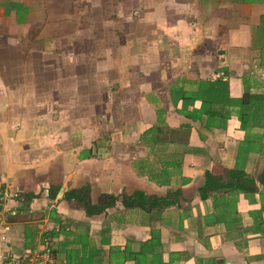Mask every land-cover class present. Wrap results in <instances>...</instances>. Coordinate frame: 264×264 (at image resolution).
Returning a JSON list of instances; mask_svg holds the SVG:
<instances>
[{
  "label": "crops",
  "instance_id": "obj_1",
  "mask_svg": "<svg viewBox=\"0 0 264 264\" xmlns=\"http://www.w3.org/2000/svg\"><path fill=\"white\" fill-rule=\"evenodd\" d=\"M53 1L0 0V261L264 264V0H141L102 66L94 0ZM216 79L262 97L245 128L182 97Z\"/></svg>",
  "mask_w": 264,
  "mask_h": 264
},
{
  "label": "trees",
  "instance_id": "obj_2",
  "mask_svg": "<svg viewBox=\"0 0 264 264\" xmlns=\"http://www.w3.org/2000/svg\"><path fill=\"white\" fill-rule=\"evenodd\" d=\"M224 94L226 95V98H224ZM182 97L187 101L189 100L190 102L199 99L201 102L200 110L204 111L208 117H211L215 120H220L221 122L222 119L225 118V105H239L240 111L238 116L240 120V126L242 128H245L248 124L247 115L249 110H251L250 107L256 103H259V101H263L260 95L249 93H245L240 99H231L228 97L226 83L220 79L213 81L201 80L199 81L198 89L195 92L182 94ZM226 178V183L223 185L224 187H234L243 191H251L254 188V183L252 180L248 177H245L244 172L241 169L228 170ZM214 183H219L218 178L207 172L202 190L204 191L205 188L208 189L210 185Z\"/></svg>",
  "mask_w": 264,
  "mask_h": 264
},
{
  "label": "rangeland",
  "instance_id": "obj_3",
  "mask_svg": "<svg viewBox=\"0 0 264 264\" xmlns=\"http://www.w3.org/2000/svg\"><path fill=\"white\" fill-rule=\"evenodd\" d=\"M143 1L144 0H142V2ZM53 2H62L64 4L77 3L76 0H54ZM84 2H86V0ZM149 3H151V1ZM87 4L92 5V0L91 1L89 0ZM147 5H149V7L147 10L148 13L146 14L150 13L149 10L153 11L156 8V3L155 4L151 3ZM144 6H145V3H144ZM130 8H132V12H133V9H137V11L139 12L141 8V0H94L93 11L90 14L88 13L89 15H86L85 17L87 18L86 20L94 21V26L97 27V25H100L99 33L95 32L92 34L88 30L85 32V35L87 34L97 35L98 38H100L98 58H99L101 66H102V63H107V59L111 55L109 53L110 51L109 48H111V50L114 52L116 51L113 48L116 47L117 44L115 45L114 43H117L118 40L120 41L121 35L124 31V24H125L124 20L129 18L128 16L130 15V12H129ZM131 18L134 22V21H137L135 20V18L138 19L139 17H136V15H134V17L131 16ZM110 25L111 27H109ZM112 26L115 27V30H113ZM113 33H115L116 35ZM111 39H115V42L113 43ZM112 46L114 47L112 48Z\"/></svg>",
  "mask_w": 264,
  "mask_h": 264
},
{
  "label": "built area",
  "instance_id": "obj_4",
  "mask_svg": "<svg viewBox=\"0 0 264 264\" xmlns=\"http://www.w3.org/2000/svg\"><path fill=\"white\" fill-rule=\"evenodd\" d=\"M15 213L14 209L4 208L0 204V240H5L9 232V217ZM55 259V252L51 237L41 235L40 240L24 252L1 258L0 264H50Z\"/></svg>",
  "mask_w": 264,
  "mask_h": 264
}]
</instances>
